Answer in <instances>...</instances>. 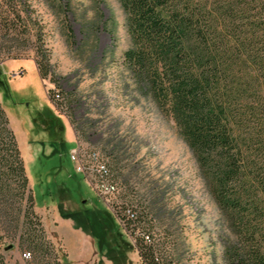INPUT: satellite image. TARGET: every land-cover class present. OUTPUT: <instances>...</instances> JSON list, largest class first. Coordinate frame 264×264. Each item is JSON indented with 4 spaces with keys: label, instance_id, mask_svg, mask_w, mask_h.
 Returning <instances> with one entry per match:
<instances>
[{
    "label": "rangeland",
    "instance_id": "obj_1",
    "mask_svg": "<svg viewBox=\"0 0 264 264\" xmlns=\"http://www.w3.org/2000/svg\"><path fill=\"white\" fill-rule=\"evenodd\" d=\"M250 5L259 11L256 0ZM14 8L22 17L6 23L5 10ZM129 42L118 0H0V102L45 241L64 264H143L133 243L142 230L131 223L126 230L114 212L132 194L127 205L152 219L144 231L153 247L169 236L168 264H227L222 245L236 234L173 120L124 68ZM36 59L48 67L45 77ZM54 89L62 99H53ZM77 142L107 159L117 183L111 201L76 171L70 150ZM10 201L16 210L18 198ZM23 229L0 214L3 264L52 261L35 257Z\"/></svg>",
    "mask_w": 264,
    "mask_h": 264
},
{
    "label": "trees",
    "instance_id": "obj_2",
    "mask_svg": "<svg viewBox=\"0 0 264 264\" xmlns=\"http://www.w3.org/2000/svg\"><path fill=\"white\" fill-rule=\"evenodd\" d=\"M118 1L130 40L121 54L124 68L173 120L208 193L236 234L234 243L222 245L223 260L264 264V1L256 0L258 12L250 0ZM21 13V8L6 9L3 19L10 23ZM36 64L45 77L48 67L39 59ZM52 96L62 99L58 89ZM13 196L19 200L16 210ZM126 200L114 209L126 230L130 223L142 230L133 242L140 260L168 264L169 236L154 248L144 231L152 219ZM34 204L23 156L0 102V214L22 223L36 258L50 255L52 261L45 264H64L45 241ZM128 207L130 216L124 213Z\"/></svg>",
    "mask_w": 264,
    "mask_h": 264
},
{
    "label": "built area",
    "instance_id": "obj_3",
    "mask_svg": "<svg viewBox=\"0 0 264 264\" xmlns=\"http://www.w3.org/2000/svg\"><path fill=\"white\" fill-rule=\"evenodd\" d=\"M55 95V97H58V93ZM70 157L75 164L76 171L84 174L97 193L106 202L111 201L117 192V183L114 177H112L111 168L107 159L102 156L100 151L97 148L86 147L77 142V145L70 150ZM124 213L129 216L132 214L129 207L124 209ZM115 214L123 226V221L116 212ZM144 237L147 238L148 236L144 235ZM24 255L30 254L26 252Z\"/></svg>",
    "mask_w": 264,
    "mask_h": 264
}]
</instances>
